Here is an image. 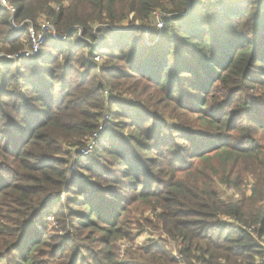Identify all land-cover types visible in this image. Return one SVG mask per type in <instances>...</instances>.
Returning a JSON list of instances; mask_svg holds the SVG:
<instances>
[{"label": "trees", "instance_id": "1", "mask_svg": "<svg viewBox=\"0 0 264 264\" xmlns=\"http://www.w3.org/2000/svg\"><path fill=\"white\" fill-rule=\"evenodd\" d=\"M8 1L14 23H35L46 11L66 39L46 40L33 58H7L29 42L26 26H12L0 5V264L40 263L34 255L44 234L29 235L45 225L37 218L46 221L52 198L65 199L60 223L76 217L80 228L100 219L104 237L123 238L129 202L115 184L133 201L158 206L155 221L181 240L179 260L157 248L153 264H264V144L254 137L264 130L256 101L264 100L257 91L264 89V0ZM157 9L165 14L160 29ZM125 18L137 26L119 31ZM163 110L178 121L167 124ZM176 110L194 113L200 127L182 124ZM106 112L113 122L91 152L103 167L80 150ZM177 136L196 149L188 160L169 158V171L157 172L168 178L153 185L154 167ZM245 159L250 194L222 196L216 179L236 185Z\"/></svg>", "mask_w": 264, "mask_h": 264}, {"label": "rangeland", "instance_id": "2", "mask_svg": "<svg viewBox=\"0 0 264 264\" xmlns=\"http://www.w3.org/2000/svg\"><path fill=\"white\" fill-rule=\"evenodd\" d=\"M63 3L65 6L68 5L67 0H64ZM155 13L158 15L160 20H162V16L165 15L158 9L155 11ZM46 18V11L40 13L39 16L36 18L35 23L33 24L34 27H36L34 29L39 30V22L41 20H46ZM129 18H131V15L129 16ZM152 18L155 22V27L158 28L156 16L154 15L152 16ZM48 20L51 21L50 18H48ZM137 24L138 23L135 22L130 25L129 20L127 21V19L125 18L122 23L117 26L118 28H123L127 26H137ZM94 60L96 62L102 63L100 59L96 60V58H94ZM257 91L261 92L264 91V89H257ZM262 93L260 95H262ZM256 101L259 103L258 110L263 111L264 113V100L257 99ZM117 105L118 104H116L115 106ZM176 112H178L182 117L186 118L182 121V124L189 125V128H191L192 131L195 128L200 127V124L194 113H182L180 110H176ZM169 114V110H163L165 122L169 125H174L178 121V119L175 116H170ZM244 116L245 115H242V120ZM109 118L111 126L113 122L111 114ZM187 132L190 133L188 130ZM263 132V129H259V131L254 135L255 139L260 144H264V142L261 140ZM194 136L196 135L194 134ZM182 141L183 143H181L180 138L177 136L174 139V145L169 146L172 148V150H165L168 157H166L165 160H158L156 166L154 167L155 176H153L152 178L153 185H155L156 182H158L159 180H166L168 178V176H158L157 172L158 170L164 173H167L169 171V158L170 160L172 158V161H175L176 158L181 156L180 159L188 160L187 157L189 156V150L196 149V146H192L194 143L191 144V141H187V139H182ZM92 154L93 153H91L90 156H92ZM92 157L94 158L92 160V163H97L99 166L103 167L108 165L105 161H100V157H98L97 155L93 154ZM95 158L99 159V161L96 162ZM99 162H103V164L100 165ZM249 163L250 160H241L240 171L237 174L236 185H224L223 179L217 178L215 181L216 190L219 191V193L224 197L233 196L235 198H239L242 194L249 195L253 184V177L251 176L248 170ZM177 164L178 163H176V165ZM216 169L223 170V168L219 165L216 166ZM112 170H115V167L112 168ZM80 172H83L84 177H88V173L82 170H80ZM93 178L96 180V175ZM115 186V192L119 193L121 196L126 198V203L129 202L128 205L126 204L125 211L120 216L121 224H119V228L121 229V233L124 236L123 238L114 241L113 236L104 237L102 227L105 225V222L101 221L100 219H97L96 223L88 227L80 228L75 227L78 223L75 221L77 220L76 217H67L65 219V225L64 223H60L59 220H63V218L65 217L60 213L63 207L62 205L65 204V199H61V201H58L52 198L51 201L54 202V204L51 207L50 213H48L49 215L46 217V221H44V214L39 215V217L37 218L39 223L44 222L45 225L40 227L39 224L37 226L33 225V228L31 229L29 235L32 237L38 234L39 237H41L42 234H44L42 236L43 239L41 241V245L36 250L34 255V260L36 262H40L36 264H42V260H44L47 264H53L55 260H58L59 262H61V264H68L69 260H71L69 258H71L72 256H76V264H153L151 256H155V250L157 248L160 251L169 254L170 257H172L173 259L179 260L180 257L177 253L179 245L177 242H181V240L174 238L172 239L171 236H166V233L163 232L161 227L155 221V214H158L160 210L152 208L158 206H153V204H146L145 201H133V198H130V195L128 197L127 191L122 192L121 188L124 187L123 185L115 184ZM62 212H65V210L63 209ZM220 220L226 222L231 227H238L239 225V223L233 219L222 217ZM259 242L263 241L259 240ZM60 245L61 251L55 252L57 246ZM50 254H52L54 258H51ZM59 254H65L66 258L59 259ZM10 258H14V256H10ZM173 262L174 261H171L170 259H162L156 264H178V262Z\"/></svg>", "mask_w": 264, "mask_h": 264}, {"label": "built area", "instance_id": "3", "mask_svg": "<svg viewBox=\"0 0 264 264\" xmlns=\"http://www.w3.org/2000/svg\"><path fill=\"white\" fill-rule=\"evenodd\" d=\"M0 5L2 7H4L10 14L12 20H11V24L12 26H14L17 29H20L22 27L26 26L27 29V35H28V47L23 50L20 55L14 56V55H6L7 58H17V57H21V58H33L35 56H37L42 44L46 41V39H53V38H60L62 40L66 39V36H60L56 33V30L53 26V24L48 20H41L39 22V30H35L34 28V23L29 21V20H25L20 24H15L14 20H13V16L14 13L16 11L15 6L10 3L8 0H0ZM153 16H156V20H157V26L158 28L162 27V20L159 19L158 15L153 12L152 14ZM1 53H0V57H1ZM94 58L99 59L98 56H95ZM103 93L105 95H107V90L104 89ZM110 115L106 112L103 114L102 119L100 121V125L98 127V131L96 133H94L93 138L86 144V146L80 150V153L84 156L89 155L92 150L94 149V147L97 144V141L99 140V135L100 132L105 130L106 128L110 127Z\"/></svg>", "mask_w": 264, "mask_h": 264}, {"label": "water", "instance_id": "4", "mask_svg": "<svg viewBox=\"0 0 264 264\" xmlns=\"http://www.w3.org/2000/svg\"><path fill=\"white\" fill-rule=\"evenodd\" d=\"M11 20H12V18L9 19V22H11ZM130 27H131V26H130ZM130 27H123V28L120 27L118 30L121 31V30H124V29H128V28H130Z\"/></svg>", "mask_w": 264, "mask_h": 264}]
</instances>
